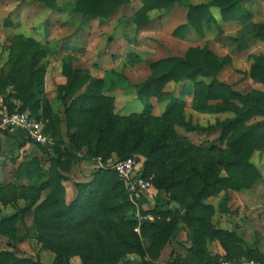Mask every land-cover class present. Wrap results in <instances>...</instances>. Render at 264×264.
I'll return each instance as SVG.
<instances>
[{
    "label": "rangeland",
    "instance_id": "374dc122",
    "mask_svg": "<svg viewBox=\"0 0 264 264\" xmlns=\"http://www.w3.org/2000/svg\"><path fill=\"white\" fill-rule=\"evenodd\" d=\"M56 1L58 4L56 8H50L41 0L0 1V74L8 60L11 43L16 35L38 41L43 57L36 64V69L45 67V77L42 84H36L34 87L40 99L39 102L33 109L27 108L25 111L29 112L32 118L40 121L44 129L49 109L63 119L61 128L64 141H62L61 148L64 157L73 160L71 170L67 173L70 176L69 180L83 181L87 177L91 180L90 171L93 173L100 167L110 169L107 167L109 161L121 158L120 151H130L134 141L140 139L136 132L137 126L144 134V143L140 144L144 151L147 150V144L153 142L159 135L166 136V144H163L160 149L166 151L167 154L170 153V156L153 168L154 173L167 175L171 167H175L176 170L172 175L176 181L180 184L183 181L184 185L187 182L188 184L195 183L196 179L192 177L193 167H200L217 160L218 151L215 148L224 149L225 147L219 141L220 130H213L210 127L219 120L232 118L234 113H206L195 110L192 106L194 84L189 80H184L179 83L171 81L164 88V91L169 92L172 97L185 102L181 116L173 120H165L162 115L170 98L163 102L154 98L155 106L152 116L146 117L142 114L144 102L137 98L136 85L151 76L150 61L171 55L183 57L190 47L207 46L219 58L229 57L230 59V63L219 72V79L243 94L264 93V84L255 77L256 70L264 73V37L259 35V33H264V0L240 1L242 13L239 17L227 19L223 17L220 9L212 8L217 23L204 24V36L198 34L194 28L190 31L187 25L173 27V24L169 25L166 19L161 23H156L157 28L148 25V32L144 38L135 31L133 32L131 26L134 24L131 22L134 23V21L132 20L124 19L122 22L115 20V22L111 16L91 17L74 8L77 0ZM208 1L210 0H184L185 3L191 5ZM185 7L182 6L174 12L178 23L186 19L185 14L186 11L188 13V7L186 5ZM125 13L128 15L131 9ZM88 25L91 28L96 26L94 30L98 38L91 47L87 48L80 39L83 36V29ZM100 31L104 34H100ZM115 38L117 41L113 43ZM140 42L146 46H135L137 49H132L128 45ZM111 50L114 53L112 57L108 54ZM66 55L74 57L73 67L75 69L87 70L92 77L102 79L104 82L101 89L102 94L114 99L111 112L118 118L115 116L117 128L109 139V157H94L92 153H89V146L91 142L97 141V134L91 136L85 134L82 138L89 140H86L83 143L85 145L77 150L72 148L70 139L66 137L65 106L60 92V86L66 82V77L62 73L63 59ZM258 76L262 74L258 72ZM204 80L209 81V79ZM112 84L116 86L114 91L110 90ZM86 89L87 85L75 98ZM14 94L15 91L9 86L0 96L12 109H21L20 101ZM179 119L185 123H191L197 129L187 130ZM257 120H262V117H257L255 121ZM36 145L39 149L38 157L31 152L22 153V142L17 139L12 140L6 148L0 145V156L7 153L5 160L2 161L0 158V217L17 214L20 219L15 227L17 240L10 235L0 234V251H13L16 248L19 257H31L34 260L39 259L43 264H53L55 253L45 248L36 237L33 227L34 214L30 211L23 212L25 209L34 208L42 201V198L33 204L34 201L28 194L29 191L24 193L22 190H16L19 196L16 200L8 204H4L1 200L3 195L11 196L14 185L46 186L48 178L53 173L50 159L53 157L54 148H51L50 154L44 155L39 145ZM72 152H76L77 158L72 157ZM134 156L145 159L144 156L139 157L137 154ZM35 158L40 161L42 179L40 181L37 179L19 181L16 176L18 166ZM250 161L261 174L253 187L240 191L223 190L218 195L206 198L204 205L212 208H208L207 212H201L198 209L195 215L187 214L185 205L175 200L170 201L169 193L154 185L153 192H148L143 206L150 209L156 217L155 221L159 220L158 223L162 224L159 229L155 227L157 233L162 234L158 235L153 229L151 234L149 232L145 234L143 226L140 227V232H137L142 246L162 247L160 257L152 261L154 264H172L177 256H181L186 264H213L220 257L226 256L227 251L223 242L220 239L210 240L204 236L203 231L199 235L202 237L199 248L195 249L193 247L194 232L188 224L187 217L193 218L202 228L204 219H207L216 229L235 232L246 241L247 249L249 247L251 251L264 255V149L256 148ZM86 162L92 164H88L89 170L82 168ZM95 164L96 167H94ZM221 174L225 175V171ZM21 193L27 197H21L23 196ZM43 194L45 197V193ZM126 200V196L118 197L116 202ZM138 210L143 212L144 208L142 206L138 208L132 202V207H125L116 212L109 216L107 221L123 231L128 240L127 237L132 231L131 224ZM158 210H167L168 213L163 216ZM201 216L204 219H201ZM114 243L115 238L112 235L106 237L105 244L112 251H114ZM122 256L117 264H144L149 261V257L143 258L137 250L127 251ZM74 257L70 259L71 264Z\"/></svg>",
    "mask_w": 264,
    "mask_h": 264
},
{
    "label": "trees",
    "instance_id": "16d2710c",
    "mask_svg": "<svg viewBox=\"0 0 264 264\" xmlns=\"http://www.w3.org/2000/svg\"><path fill=\"white\" fill-rule=\"evenodd\" d=\"M41 1L50 8L58 6L56 0ZM129 1L77 0L74 8L84 15L106 18L113 10ZM178 1L183 2V0H142L143 6L135 13L134 22L139 27L143 26L148 22V12L157 8L170 10ZM240 1L242 0H210L198 5L185 3L188 7L187 26L194 28L198 34L204 36V24L217 23L212 8L220 9L226 19L239 17L242 13ZM259 35L264 37V33H259ZM42 57V50L35 39H25L22 35H16L13 38L8 60L0 74V94L7 87H12L15 97L20 101L21 109L16 110L33 109L40 100L34 87L36 84L44 82L45 67L36 69V64L41 61ZM73 60L72 55L64 57L62 73L66 77V82L60 86L65 106L66 137L70 139L72 148L77 150L80 146L85 145L83 143L86 140H89L82 138L85 134L87 136L97 134V141L91 142L89 153H92L94 157H107L110 148L109 139L117 128V121L115 122L114 119L115 116L116 118L118 116L111 112L114 99L107 98L102 94L101 89L104 86L102 79L92 77L87 70L75 69ZM229 63V57L219 58L207 46L190 47L183 57L168 56L150 62L151 76L136 85L137 98L144 102L142 114L146 117L152 116L154 106L151 98L153 97L161 102L170 98L162 115L165 120H173L181 116L185 102L172 97L169 92L164 91V88L171 81L179 83L184 80H189L194 84L192 106L195 110L206 113H234L232 118L224 121L219 120L210 127L213 130H220L219 141L225 147L224 149L215 148L218 151L217 160L200 167H193L192 177L196 179L195 183L188 184L187 182L184 185L183 181L181 184L176 181L172 175L176 170L175 167H171V171L167 175L154 173L153 168L170 156V153L167 154L166 151L160 149L163 144H166V136H162V134L153 142L151 141L152 143H148L147 150L144 151L140 147V144L144 143V134L140 127L136 126V132L140 139L134 141L130 151H120L121 158L136 154L139 157L144 156L145 159H142L144 175H153V185L165 189L169 193L170 201L175 200L185 205L187 214L195 215L198 209L201 212H207L212 208L204 205L206 198L218 195L223 190L240 191L244 188H251L261 177L259 169L251 163L250 158L256 148L264 149V93L243 94L230 84L220 80L219 72ZM258 72L262 76L259 77ZM255 77L264 84V73L256 70ZM204 79H209V81ZM85 85H87V89L75 98ZM115 89L116 86L112 84L110 90L114 91ZM68 101H70L69 104ZM10 109L14 110L11 107ZM257 117H262V120L255 121ZM62 120L59 115L49 109L44 131L56 142L51 147L39 145L44 155L50 154L51 148H54L53 157L50 159L53 173L48 178L46 186L14 185L11 196L3 195L2 202L8 204L16 200L19 197L16 190H22L24 193L29 191L28 194L31 195L33 204L42 198V201L34 208L25 209L23 212L30 211L34 214L33 227L36 237L45 248L55 253L53 264H71L70 259L74 256H79L82 264H117L123 257L122 255L130 250H137L143 255V258L149 257V261L144 264H154L152 261L160 257L162 247L142 246L138 233L135 231L139 224L137 220L133 219L132 231L131 235L127 237L128 240H126L123 231L107 221L109 216L116 212L125 207H132L129 194L114 170L100 167L92 173L89 182H76L78 195L70 204L66 203V189L63 181L70 179L67 173L71 170L73 160L64 157L61 148L62 141H64L61 128ZM179 120L187 130L197 129L191 123ZM25 142L26 140L22 141V145ZM72 157L77 158L76 152H72ZM222 171H225V175L221 174ZM16 176L19 181L23 179L40 181L42 173L39 159L35 158L19 165ZM43 193H45V197ZM125 196L126 201L116 202L118 197ZM21 197L26 198L27 195ZM143 202H145L144 199L140 201V206L143 205ZM143 212L145 211L143 210ZM158 212L163 216L168 213L167 210H158ZM200 218L204 219L202 216ZM18 220L20 219L17 214L0 219V234L10 235L17 240L15 227ZM155 220L152 222L143 221L140 224V227L143 226L145 234L147 232L151 234L152 229L156 231L155 227L157 229L162 227V224L158 223L159 220ZM187 221L194 232L193 247L195 249L199 248V242L202 241V237L199 235L203 231L204 236L210 240L220 239L223 242L227 251L226 256L223 257L227 259L255 258L264 263V255L251 251L249 247L247 249L246 241L235 232L216 229L207 219H204L203 228L196 224V221L191 217H187ZM157 234L161 235L162 233ZM109 235L115 238L114 251L105 244V239ZM164 238L166 239V236ZM17 253L16 248L13 251H0V264H43L39 259L19 257ZM221 258L213 264H217ZM175 260L172 264H186L181 256H177Z\"/></svg>",
    "mask_w": 264,
    "mask_h": 264
},
{
    "label": "built area",
    "instance_id": "2783aa9c",
    "mask_svg": "<svg viewBox=\"0 0 264 264\" xmlns=\"http://www.w3.org/2000/svg\"><path fill=\"white\" fill-rule=\"evenodd\" d=\"M22 129L28 139L38 145L51 147L55 142L53 138L45 134L44 127L40 121L32 118L27 111L11 110L4 100H0V133L12 132L15 129ZM107 167L113 169L119 179L123 182L131 201L139 208L140 201L146 200L148 192H153L154 176H145L143 173L144 161L137 156H129L109 161ZM145 212L138 210L134 219L138 221L135 228L140 232V224L143 221L152 222L156 217L150 209L144 207ZM217 264H264L255 258L227 259L222 257Z\"/></svg>",
    "mask_w": 264,
    "mask_h": 264
},
{
    "label": "crops",
    "instance_id": "0c3cea01",
    "mask_svg": "<svg viewBox=\"0 0 264 264\" xmlns=\"http://www.w3.org/2000/svg\"><path fill=\"white\" fill-rule=\"evenodd\" d=\"M185 5L186 4L183 0V2H181V1L176 2L170 10H166L164 8H157V9L151 10L150 12H148V22L145 25L139 27V26H137V24L135 22L134 23L131 22L132 24H134L133 26H131V28H132L133 32L135 31L136 33L140 34L142 38H144L145 34L148 32V28H149L148 25H152V28H157L156 23H161V21H164L166 19H168L169 25L173 24V27L179 26V25H187V20H188L187 19V11L185 14L186 19L184 22L178 23L175 15H174V12L176 10H178V8H180L182 6L185 7ZM129 6H130V8H129ZM142 6H143L142 0H130L128 3H126V4L118 7L117 9L113 10L109 16H111L114 21L120 20V22H122V21H124V19L134 21L135 13ZM129 9H131V13L126 15L125 12ZM114 16H117V17H114ZM92 25H95V24H92ZM187 27L190 31H191V29H193L192 27H189V26H187ZM94 29H96V26L92 27V28L89 27V25L86 26V28L83 29V31H82L83 36L81 37V39L78 38V40L80 39L82 44H84V46H86L87 48L91 47V45L98 38L97 32ZM100 34H104V32L100 31ZM185 34H187V33H185ZM114 36H112V37H114ZM116 39L117 38H115L113 40V43L117 41ZM128 45H130L129 47L132 49L133 48L137 49L135 46H146L142 42L137 43V44L131 43ZM108 54L111 56L114 53H112V50H111V51H109ZM171 56H174V55H171ZM166 57H168V56H166ZM163 58H165V57H163ZM153 61H155V60H152L150 62H153ZM1 97L2 96H0V100H4V98H1ZM154 98L155 97L151 98V102L153 103V106H155L154 105L155 103L153 101ZM25 136H26L25 132L19 128L13 130L12 132L0 133V145L5 146V148H6L7 146H9L10 143H12V140H14V139H17L20 142L26 140L27 138H25ZM24 151L31 152V154H35V156H37V157L39 156V149H38L37 145L32 143L29 140H26L25 144L22 145L21 152L23 153ZM6 154L7 153H4L0 156L2 161L6 159ZM89 163L91 164V162H86V164L84 166H82V168L85 170H89L90 169V167L88 165ZM94 167H96V164L94 165ZM90 174L92 175L91 171H90L89 175ZM76 180L77 181H75V182H89L90 181V179H88V177L85 178L83 181L78 180V179H76ZM75 182L70 181V180L63 181V185L65 186V189H66L65 199H66L67 204H70L78 195V189H77V186L75 185ZM3 218H6V217H0V219H3ZM72 260H73L74 264H81L82 263L81 258L78 256L74 257ZM73 262H72V264H73Z\"/></svg>",
    "mask_w": 264,
    "mask_h": 264
}]
</instances>
